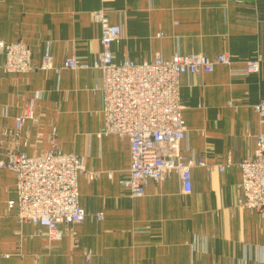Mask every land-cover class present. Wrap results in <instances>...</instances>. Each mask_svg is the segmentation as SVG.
I'll use <instances>...</instances> for the list:
<instances>
[{"label": "crops", "instance_id": "crops-1", "mask_svg": "<svg viewBox=\"0 0 264 264\" xmlns=\"http://www.w3.org/2000/svg\"><path fill=\"white\" fill-rule=\"evenodd\" d=\"M97 10L121 29L111 46L116 63L167 60L175 52L231 57L230 66L179 78L180 151L195 163L189 194L176 174L149 181L138 198L121 185L129 144L99 134L100 72L62 67L67 57L88 64L96 58ZM0 41L25 44L33 64L45 52L53 62L51 70L7 74L0 54V160L11 150L34 156L55 148L80 156L85 171L97 174L77 180L86 217L72 228L74 244L70 234L50 240L45 228L16 220L7 206L15 200V179L0 169V264H264V216L239 204L237 188L238 163L264 134L252 107L264 98V0H0ZM254 57L257 73L231 75ZM29 102L38 121L16 130L15 118Z\"/></svg>", "mask_w": 264, "mask_h": 264}, {"label": "built area", "instance_id": "built-area-1", "mask_svg": "<svg viewBox=\"0 0 264 264\" xmlns=\"http://www.w3.org/2000/svg\"><path fill=\"white\" fill-rule=\"evenodd\" d=\"M93 19L100 28V50L92 63H84L74 57L63 60L62 67L70 70L96 69L101 79L102 128L100 135L126 138L129 144L130 165L127 178L120 181L132 198L143 196L149 181L160 182L170 174L180 180L182 192H191V170L194 160L181 153L180 143L185 138L184 106L180 100L179 78L184 75L210 73L216 65L230 66L231 57L220 53L212 58L199 53L175 52L164 60L156 55L150 61L135 62L125 58L114 62L111 46L121 38L118 25L110 24L103 10L93 12ZM3 56L2 70L7 74H26L35 69H53L52 56L45 52L39 65L31 62L29 48L21 43L0 41ZM260 58L244 62L242 70H231V75L257 73ZM264 121V98L252 105ZM26 121L38 119L29 102L15 118V129ZM4 130L3 135L10 136ZM53 142V140H52ZM253 155L243 158L238 167L241 192L239 204L260 216H264V134L255 137ZM205 166L204 163L198 162ZM230 163L227 162L226 166ZM225 165L218 170L223 172ZM0 169L10 171L15 179V200L8 208H15L19 222H29L45 228L50 240H60L70 234L74 244L73 226L80 224L86 212L78 202V177L86 175L93 180L94 172H86L83 160L74 154H65L55 148L27 156L22 152L8 151L0 160ZM110 177V174H108ZM100 220V214L96 215ZM59 226H63L60 229ZM88 259V256H87Z\"/></svg>", "mask_w": 264, "mask_h": 264}]
</instances>
